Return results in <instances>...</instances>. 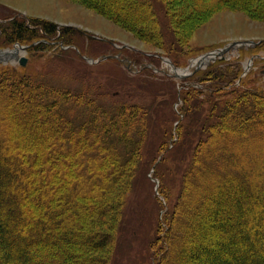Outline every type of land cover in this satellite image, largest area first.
Listing matches in <instances>:
<instances>
[{
  "label": "trees",
  "instance_id": "obj_1",
  "mask_svg": "<svg viewBox=\"0 0 264 264\" xmlns=\"http://www.w3.org/2000/svg\"><path fill=\"white\" fill-rule=\"evenodd\" d=\"M79 1L139 38L164 44L155 0ZM158 1L166 2L171 23L221 8L264 21V0H196L190 11L173 9L174 0ZM57 30L56 23L33 17L0 23L5 44L50 39ZM67 85L45 73L0 69V264L112 262L148 118L139 104ZM222 96L207 93L204 116L194 111L177 127L186 138L174 146L183 144L190 157H183L188 161L156 264H264V91Z\"/></svg>",
  "mask_w": 264,
  "mask_h": 264
},
{
  "label": "rangeland",
  "instance_id": "obj_2",
  "mask_svg": "<svg viewBox=\"0 0 264 264\" xmlns=\"http://www.w3.org/2000/svg\"><path fill=\"white\" fill-rule=\"evenodd\" d=\"M194 2L174 0L171 6L190 11ZM155 3L166 32L162 47L139 38L79 0H0V23L16 16L58 25L56 36L27 43L32 46L22 52L28 58L25 66L13 59L1 61L0 69L49 74L54 81L72 88L81 86L93 94L101 93L106 101L139 104L146 112L149 131L142 164L127 196L111 264H156L162 255L165 241L160 237L180 190L188 161L183 157H190L183 144L174 146L186 138L184 134L178 136L177 127L186 125L194 111L204 116L210 107L205 95L216 91L227 99L246 88L264 91L263 20L242 10L221 8L211 14L190 12L192 15L178 17V21L176 16L171 23L165 12L166 2ZM61 28L66 30L63 36ZM37 42H45V46L33 48ZM234 42L238 43L218 53L219 48ZM13 47L0 35V49ZM209 51L216 57L208 64H198L197 60ZM219 59L224 61L209 68ZM171 64L185 76H177ZM208 71L213 73L206 76ZM233 83L237 86L229 87ZM201 92L202 102L198 98ZM185 105L192 112L188 116H184ZM189 139L194 148L197 141ZM195 196L193 201L198 193Z\"/></svg>",
  "mask_w": 264,
  "mask_h": 264
},
{
  "label": "water",
  "instance_id": "obj_3",
  "mask_svg": "<svg viewBox=\"0 0 264 264\" xmlns=\"http://www.w3.org/2000/svg\"><path fill=\"white\" fill-rule=\"evenodd\" d=\"M236 43H238V42H234L233 44H231L225 48L219 49L218 52L222 53L223 51H226V50L228 51L230 46L235 45ZM30 46H32V44H20L17 42L16 44H14L13 48L0 49V62L1 61L6 62L9 60L17 59V60H19V63L21 65L25 66L27 64L28 58L26 57L25 54H22V52H26L27 48ZM213 54H215V53L214 52H208L206 54H203L201 56V58L198 59L199 61H197V63L198 64L204 63V61H205L204 59L212 58ZM89 60H92V59H89Z\"/></svg>",
  "mask_w": 264,
  "mask_h": 264
},
{
  "label": "bare ground",
  "instance_id": "obj_4",
  "mask_svg": "<svg viewBox=\"0 0 264 264\" xmlns=\"http://www.w3.org/2000/svg\"><path fill=\"white\" fill-rule=\"evenodd\" d=\"M209 58H206V59H204V60H208ZM199 61V60H198Z\"/></svg>",
  "mask_w": 264,
  "mask_h": 264
}]
</instances>
